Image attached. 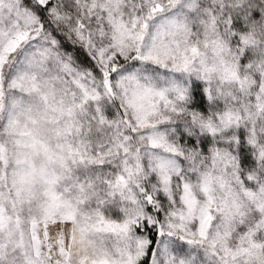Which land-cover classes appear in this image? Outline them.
<instances>
[{"label":"snow or ice","instance_id":"snow-or-ice-1","mask_svg":"<svg viewBox=\"0 0 264 264\" xmlns=\"http://www.w3.org/2000/svg\"><path fill=\"white\" fill-rule=\"evenodd\" d=\"M0 264H264V0H0Z\"/></svg>","mask_w":264,"mask_h":264}]
</instances>
